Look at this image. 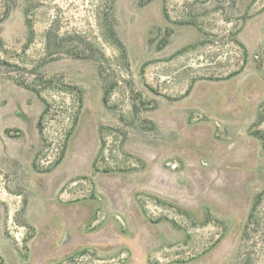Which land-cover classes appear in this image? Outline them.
Returning a JSON list of instances; mask_svg holds the SVG:
<instances>
[{"label":"rangeland","instance_id":"obj_1","mask_svg":"<svg viewBox=\"0 0 264 264\" xmlns=\"http://www.w3.org/2000/svg\"><path fill=\"white\" fill-rule=\"evenodd\" d=\"M260 137L264 0H0V264H264Z\"/></svg>","mask_w":264,"mask_h":264},{"label":"flooded vegetation","instance_id":"obj_2","mask_svg":"<svg viewBox=\"0 0 264 264\" xmlns=\"http://www.w3.org/2000/svg\"><path fill=\"white\" fill-rule=\"evenodd\" d=\"M257 135V133H254V136H256ZM259 136V135H258ZM258 136H256V137H258ZM156 177H161V176H156ZM164 194V193H163ZM166 194V193H165ZM164 194V195H165ZM170 196H171V194H169ZM257 197V196H256ZM256 197H255V201H254V206L253 207H255V202H256ZM89 205H87V204H85V203H81V202H79V203H77V204H75L73 207H82L84 210H85V208H89L88 207ZM128 219V218H127ZM129 220V219H128ZM94 228V226H93V224H91V225H89L88 227H87V231H86V234L87 235H91V234H94L91 230H89V228ZM106 231H107V229H105ZM113 232V231H112ZM113 234H114V232H113ZM117 238H116V240H114V241H112V242H107L106 244H103L102 246H101V249L103 250V251H110V250H113L114 249V247H118L119 246V243H121L120 242V239H123L122 237H120L119 235H117V234H114ZM101 245V244H100Z\"/></svg>","mask_w":264,"mask_h":264},{"label":"trees","instance_id":"obj_3","mask_svg":"<svg viewBox=\"0 0 264 264\" xmlns=\"http://www.w3.org/2000/svg\"><path fill=\"white\" fill-rule=\"evenodd\" d=\"M115 1V0H114ZM109 34H110V37H111V39H113L115 42H117L120 46H122V44L120 43V41L118 40V38H117V35H116V33H115V31L113 30V28L111 27H109ZM41 122V121H40ZM258 124V123H257ZM41 125V124H40ZM262 140H264L263 139V137H260ZM259 197H261L260 195L259 196H257L256 197V202H255V207H256V204H257V200H258V198ZM252 218H253V212L250 214V216H249V220L251 221L252 220Z\"/></svg>","mask_w":264,"mask_h":264}]
</instances>
